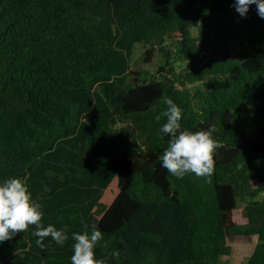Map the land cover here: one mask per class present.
<instances>
[{"label":"trees","instance_id":"trees-1","mask_svg":"<svg viewBox=\"0 0 264 264\" xmlns=\"http://www.w3.org/2000/svg\"><path fill=\"white\" fill-rule=\"evenodd\" d=\"M234 4L0 0V182L25 179L44 225L69 229L41 248L30 227L0 243V264H71L86 226L103 233L97 258L120 251L110 264H221L238 236L258 238L246 264H264V18ZM139 44L146 62L164 51L158 77L131 70ZM168 98L183 129L215 125L212 176L161 166Z\"/></svg>","mask_w":264,"mask_h":264},{"label":"clouds","instance_id":"clouds-1","mask_svg":"<svg viewBox=\"0 0 264 264\" xmlns=\"http://www.w3.org/2000/svg\"><path fill=\"white\" fill-rule=\"evenodd\" d=\"M251 5H256L258 15L264 18V0H235L233 6L241 17H246ZM164 103L167 108L162 116L166 117V123L160 131L170 139L160 156L161 166L178 179H183L186 174L212 176L216 151L223 146L213 135L215 125L207 130L183 129L182 109L171 98ZM44 215L42 205L32 198L25 179L9 178L0 182V243L34 226L31 234L37 238V246L44 248V240L49 237L57 245L64 246L69 240L68 227L57 229L52 224L45 226L42 222ZM103 238V233L95 226L90 231L86 226L83 233L73 232L71 264H110L109 258L119 257L120 251L113 250L106 257L97 258L95 250Z\"/></svg>","mask_w":264,"mask_h":264},{"label":"rangeland","instance_id":"rangeland-1","mask_svg":"<svg viewBox=\"0 0 264 264\" xmlns=\"http://www.w3.org/2000/svg\"><path fill=\"white\" fill-rule=\"evenodd\" d=\"M194 35H197L196 29L193 30ZM178 39H169L167 40V46L170 51L172 59L175 61V65L178 66L179 71H183L186 68L190 67L191 62L185 61L178 54ZM149 47L139 44L136 45L133 52L132 58V71H138L143 74V76H148V78L158 77V71L160 67L164 64L165 59L163 58L162 52L157 50L156 55L150 62H146V52ZM119 193L118 181L117 179L111 184V186L106 190L102 202L106 205H111L116 199ZM246 201H241V208H244ZM257 237H234L231 242L233 246L232 255L229 257H223L221 264H246L249 257L252 255L256 244Z\"/></svg>","mask_w":264,"mask_h":264}]
</instances>
